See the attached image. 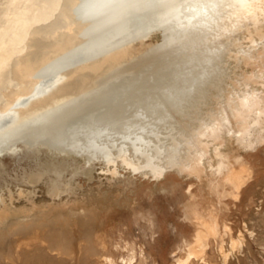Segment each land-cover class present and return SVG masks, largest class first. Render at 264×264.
Instances as JSON below:
<instances>
[{
    "label": "bare ground",
    "instance_id": "bare-ground-1",
    "mask_svg": "<svg viewBox=\"0 0 264 264\" xmlns=\"http://www.w3.org/2000/svg\"><path fill=\"white\" fill-rule=\"evenodd\" d=\"M224 49L229 73L216 67ZM25 141L80 157L88 173L95 162L111 178L125 171L158 181L172 170L219 199H237L242 152L264 143V0H0V158ZM54 162L29 182L59 177ZM58 177L47 182L48 205L14 211L0 197V226L25 214L12 225L25 234L17 250H100L95 264L134 262L114 258L118 247L93 235L87 220L73 236L69 217L80 210L73 213L72 195L62 201ZM218 181L228 188L222 195ZM189 195L192 218L199 212ZM216 221L209 211L183 242L186 259L173 253L175 264L205 261Z\"/></svg>",
    "mask_w": 264,
    "mask_h": 264
},
{
    "label": "rangeland",
    "instance_id": "rangeland-1",
    "mask_svg": "<svg viewBox=\"0 0 264 264\" xmlns=\"http://www.w3.org/2000/svg\"><path fill=\"white\" fill-rule=\"evenodd\" d=\"M224 46L227 47V42H224ZM152 53L157 55L156 50ZM216 67L227 73L232 70L227 49L221 51ZM17 147L19 152L16 155L8 154L0 158V197L11 210L30 208L32 205L41 207L52 202L47 193V182L50 176L57 178L56 173L44 174L33 184L29 179L32 174H43L47 164L54 160L57 162L50 164V168L58 170V178L64 182L68 191L62 193L60 198L65 201L72 195L70 198L75 203L71 204L77 208L73 213L80 210V217L77 214L69 217V228L73 236L83 232L82 223L87 220L93 235L105 234L118 247V251L113 253L114 258L120 255L125 258L133 256L134 262L130 264H175L173 253L177 252L185 260L183 242L193 240L196 227L208 220L209 211H215L218 237L210 239L204 262L192 259L190 263L224 264L222 255L225 254V264H264V143L253 151L242 152L247 162L246 168L239 167V170L236 167L235 170L243 171L245 185L241 186L237 199H219L203 191L197 181L178 176L172 170L167 171L158 181L129 176L125 171L111 178L109 173L102 170L99 162L94 163L89 173L85 172L84 161L70 152L58 153L42 143L34 146L26 141ZM62 160H74V163ZM218 184V195L228 191L220 181ZM188 191L192 194V208L199 212L192 218L187 214L191 203ZM55 200L58 202V199ZM76 201L82 203L81 206ZM82 209L90 211L88 217H82ZM13 215H9L0 226V264H95V259L103 254L100 250L80 252L73 249L58 256L38 250L31 253L17 250V244L25 234L13 231L12 225L17 219H25V214ZM223 226L228 228L227 233ZM67 233V230L59 232L62 236ZM231 240L237 242V246L233 247Z\"/></svg>",
    "mask_w": 264,
    "mask_h": 264
}]
</instances>
